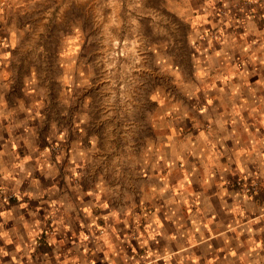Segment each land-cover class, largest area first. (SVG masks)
<instances>
[{
  "label": "rangeland",
  "instance_id": "374dc122",
  "mask_svg": "<svg viewBox=\"0 0 264 264\" xmlns=\"http://www.w3.org/2000/svg\"><path fill=\"white\" fill-rule=\"evenodd\" d=\"M218 151L234 155L225 206L260 213L264 0H0L1 208L50 201L92 225L104 261L166 243L181 206L195 226L199 209L220 212L219 175L202 173L222 168L208 167ZM247 229L228 244L262 264L264 224Z\"/></svg>",
  "mask_w": 264,
  "mask_h": 264
},
{
  "label": "crops",
  "instance_id": "0c3cea01",
  "mask_svg": "<svg viewBox=\"0 0 264 264\" xmlns=\"http://www.w3.org/2000/svg\"><path fill=\"white\" fill-rule=\"evenodd\" d=\"M216 152L209 161L210 166L214 161H219L222 168L218 171L206 170L202 172L206 175L208 182H213V173L217 177V189L212 194L215 198H220V212L208 213L201 209L197 212L198 226L192 224L193 215H191V206H182L178 212H170L166 217V222L170 225V230L159 234L166 243L155 245H118L112 246V256H105L109 248L102 249L104 261L92 260L91 254L94 248L89 247L86 241L90 237L89 228H80V224L63 215L55 217L51 213L52 205L50 201L29 207V200L19 201L14 206L5 208L0 207V264H239L240 256L237 247L229 245L230 239L240 240L246 231V226L255 225L259 222L264 224V200L261 205L260 213H250L249 209L243 212L239 205L229 204L225 206L222 194L223 189H227L226 176L230 171L226 168L233 153ZM229 156V157H228ZM224 166V167H223ZM221 167V166H220ZM207 169V168H206ZM231 172H232V168ZM223 173L225 176H223ZM232 174V173H231ZM232 179V178H231ZM230 179V180H231ZM175 199V200H174ZM186 199V198H185ZM169 203V202H168ZM185 204L184 198L180 195H172L171 205ZM232 205V206H231ZM175 208V207H174ZM228 208V209H227ZM226 210L233 212L224 213ZM246 212V213H245ZM89 216V214H87ZM236 215L238 217H236ZM231 220H230V219ZM181 219V220H180ZM234 219V220H233ZM47 221L54 228L55 235L50 239L48 246L37 244V236L46 230ZM84 221V220H82ZM182 221L183 223H180ZM234 221V222H233ZM86 225V224H85ZM245 232V233H246ZM254 232H252L253 234ZM54 238V239H53ZM153 238V237H152ZM263 259L264 264V234H263ZM168 240V241H167ZM158 242V241H157ZM182 243V244H180ZM257 249L258 247L255 246ZM109 249V250H108ZM249 249V248H248ZM255 249V248H254ZM114 250L116 254L114 253ZM253 251V249H249ZM255 251V250H254ZM249 251L247 250V253ZM245 254L244 251H241ZM225 256V258H224ZM246 263H254V258L247 257Z\"/></svg>",
  "mask_w": 264,
  "mask_h": 264
}]
</instances>
